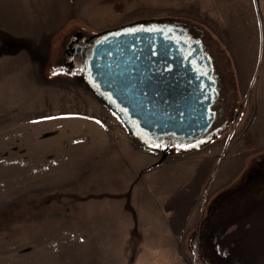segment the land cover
<instances>
[{
	"label": "rangeland",
	"instance_id": "374dc122",
	"mask_svg": "<svg viewBox=\"0 0 264 264\" xmlns=\"http://www.w3.org/2000/svg\"><path fill=\"white\" fill-rule=\"evenodd\" d=\"M215 5L0 0V264H264V180L247 182L264 172V139L249 74L236 84L232 43L216 39L224 32ZM238 13L241 25H255ZM132 24L178 27L202 42L226 81L214 104L222 102L224 122L186 143L148 147L125 130L71 70L65 48L75 33ZM221 25L229 36L238 23ZM263 34L247 57L240 52L256 76ZM260 89L264 96V80ZM168 237L177 256L149 249Z\"/></svg>",
	"mask_w": 264,
	"mask_h": 264
},
{
	"label": "water",
	"instance_id": "95a60500",
	"mask_svg": "<svg viewBox=\"0 0 264 264\" xmlns=\"http://www.w3.org/2000/svg\"><path fill=\"white\" fill-rule=\"evenodd\" d=\"M119 35L98 42L90 58L92 76L102 90L159 137L196 138L205 133L214 118L209 106L216 92L200 45L193 44L192 55L199 62L195 68L179 48L180 41L142 30L125 38ZM112 107L123 121L121 111Z\"/></svg>",
	"mask_w": 264,
	"mask_h": 264
},
{
	"label": "flooded vegetation",
	"instance_id": "af4514ba",
	"mask_svg": "<svg viewBox=\"0 0 264 264\" xmlns=\"http://www.w3.org/2000/svg\"><path fill=\"white\" fill-rule=\"evenodd\" d=\"M149 24V23H146ZM161 27V26H155V25H120L117 27L107 28L103 30L102 32L97 33H91L84 36V32L82 34H74L71 38V40H68V45L65 48L66 53V59H70L68 61L69 67H71V70H74L77 75L83 77L85 85H87L94 93L97 95V97L107 103L110 107L112 106H119L117 105L116 101L111 98V96L102 90L101 85L94 80L92 76L93 68L90 64V58L93 55V49L94 46L105 39H113V36H116L117 34H120V38H125V36H134L136 35V32L139 30L154 33V37H156L157 34H161L165 39L172 41L173 43L175 41H182L183 39H189V37H185V30L180 29L178 27L169 26V25H162L164 27V31H155L150 29V27ZM144 27V28H143ZM78 40V41H77ZM82 41L81 44H78L77 42ZM184 41V40H183ZM185 51V57L188 56L190 58V62L193 67L197 68L199 66L198 58L192 55V50L195 48L193 45V40L190 43L183 45L179 48H182ZM73 52L79 55V59L73 60ZM198 65H197V63ZM75 68V69H74ZM213 79H214V87L216 88V98L213 101V104L211 105V111L214 113V120L216 118L222 119L221 122H224V107L222 106V102H218V104L214 105L216 102L217 97L219 96V83L215 72L216 68L213 67ZM212 69H211V78H212ZM214 105V106H213ZM213 106V108H212ZM120 107V106H119ZM122 113V119L125 122L126 126L128 127L129 131L137 137L138 141L147 146L150 144H157L158 146L163 145L165 140L167 141H177L179 143H186L189 139L188 138H182L176 135H164L162 137H159V135L156 133V131L153 130H147L145 128H142L138 121L134 118H131L128 114L126 108L120 107L119 112ZM139 137V138H138ZM258 176H262L263 173L257 172ZM252 178V175L249 177Z\"/></svg>",
	"mask_w": 264,
	"mask_h": 264
},
{
	"label": "crops",
	"instance_id": "0c3cea01",
	"mask_svg": "<svg viewBox=\"0 0 264 264\" xmlns=\"http://www.w3.org/2000/svg\"><path fill=\"white\" fill-rule=\"evenodd\" d=\"M10 1L21 3L26 0H10ZM206 1H212V0H206ZM213 1L216 3V5L213 7L215 9V12H214L215 22L213 24L217 26H221V30H223L224 32L222 36H221V32L220 33L217 32L215 34L216 39L220 43L222 39L227 40L232 43L231 50L229 51L231 54L230 56L232 57L234 56L235 63L233 65V68L235 66V71L237 74L236 84L240 83L242 77L245 74H249L248 88L253 87L254 89L252 100H253L255 126H256V129L259 131L260 136L264 139V96H263V92H261L263 89V86H262V89L256 92L257 83L262 82V80H264V67H263L261 75L256 76L254 73V65L248 60L244 61L242 58H240L241 54L247 57L246 52L250 48V43L252 41L251 39L253 36L255 38V43L258 41L257 30H260L261 32L264 31V0H213ZM245 9L247 10L246 15H248L255 23L254 26L241 25V18L245 14L238 13V11L245 10ZM233 18H235L236 22L238 23V26L230 32L229 36L228 35L226 36L225 30L223 29V26L221 25V21L222 23L229 25ZM14 24L20 27L19 23L16 22ZM205 24L209 25L207 22ZM258 37H259V34H258ZM259 53L260 52L257 51V54ZM232 64H233V61H232ZM220 67H221L220 64H218L216 67L217 69L216 73L218 74V75L216 74V76H218V78L222 77L223 79H220V80L224 82L225 78L223 74L220 72ZM254 104L257 106L258 109L255 108ZM261 173H263L261 177L248 178L247 182H250L257 178L264 180V172H261ZM166 239H167L166 241H161V242L157 241L156 242L157 244L151 243V247L149 249H157L160 251H166L168 257L177 256V253L175 251L176 242H174V239L172 237H168ZM220 240H222L221 247L224 248V252H226L228 247L231 245L223 242V240L227 241L226 237L221 236ZM229 264H234V262L230 260Z\"/></svg>",
	"mask_w": 264,
	"mask_h": 264
},
{
	"label": "bare ground",
	"instance_id": "6f19581e",
	"mask_svg": "<svg viewBox=\"0 0 264 264\" xmlns=\"http://www.w3.org/2000/svg\"><path fill=\"white\" fill-rule=\"evenodd\" d=\"M261 215V214H260ZM259 218H260V216H259ZM255 227V226H254Z\"/></svg>",
	"mask_w": 264,
	"mask_h": 264
},
{
	"label": "trees",
	"instance_id": "16d2710c",
	"mask_svg": "<svg viewBox=\"0 0 264 264\" xmlns=\"http://www.w3.org/2000/svg\"><path fill=\"white\" fill-rule=\"evenodd\" d=\"M137 139V137H135ZM139 138V137H138Z\"/></svg>",
	"mask_w": 264,
	"mask_h": 264
}]
</instances>
